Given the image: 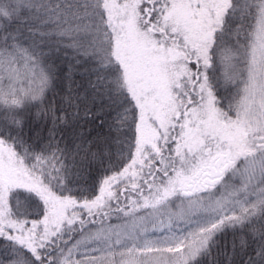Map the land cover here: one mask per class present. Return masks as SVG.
<instances>
[{
  "label": "snow or ice",
  "instance_id": "snow-or-ice-1",
  "mask_svg": "<svg viewBox=\"0 0 264 264\" xmlns=\"http://www.w3.org/2000/svg\"><path fill=\"white\" fill-rule=\"evenodd\" d=\"M0 264H264V0H0Z\"/></svg>",
  "mask_w": 264,
  "mask_h": 264
},
{
  "label": "trees",
  "instance_id": "trees-1",
  "mask_svg": "<svg viewBox=\"0 0 264 264\" xmlns=\"http://www.w3.org/2000/svg\"><path fill=\"white\" fill-rule=\"evenodd\" d=\"M78 79V78H77Z\"/></svg>",
  "mask_w": 264,
  "mask_h": 264
}]
</instances>
